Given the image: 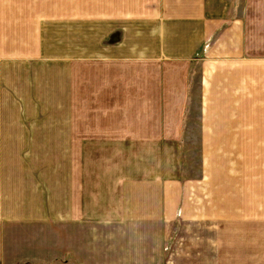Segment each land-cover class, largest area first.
<instances>
[{"label":"crops","instance_id":"crops-1","mask_svg":"<svg viewBox=\"0 0 264 264\" xmlns=\"http://www.w3.org/2000/svg\"><path fill=\"white\" fill-rule=\"evenodd\" d=\"M33 92L58 103L59 137L58 125L36 128L51 119ZM49 136L48 151L77 156L59 213L45 198L34 206L46 186L19 165L5 175L6 152L46 150ZM196 149L198 174L182 176L171 153ZM217 177L221 199H237L221 212ZM86 183L108 184L109 212L86 220ZM116 199L147 203L118 210ZM224 215L252 235L178 246L262 264L264 0H0V264H159L176 224Z\"/></svg>","mask_w":264,"mask_h":264},{"label":"rangeland","instance_id":"rangeland-1","mask_svg":"<svg viewBox=\"0 0 264 264\" xmlns=\"http://www.w3.org/2000/svg\"><path fill=\"white\" fill-rule=\"evenodd\" d=\"M54 48H59L58 45H55ZM6 74H10L9 71L6 72ZM12 79L15 81L16 79L14 76H12ZM31 99L34 101L33 103H36L38 108L41 110L48 109V114L46 117L48 119H51L41 125H36L37 129H47L49 131H52L55 129V125H58V133L56 135H60L59 130V124L60 120L57 119L56 114L59 112L58 103L49 105L47 103L43 104L39 102V98L36 95H39L37 92L31 93ZM41 96V95H40ZM11 94L9 97L10 103H13V100L11 98ZM9 106V107H8ZM52 106V109H49V107ZM9 108V109H8ZM13 104L6 105V110H12ZM36 110L41 111L37 108ZM53 112V115L51 113ZM53 117V118H52ZM41 138V137H39ZM44 141L43 145H39L37 143V146L40 148H44L46 150H36V151H29V152H6L5 153V175L7 176L9 173V166L13 165H19L18 169H22L25 171V174L21 175H30L31 177H34V180H36L37 185L42 184L46 186L43 190H38L35 192V194L32 193V198L34 202V206L37 207V202H41V200L47 201L46 205L47 208L52 206L53 210H56L57 213H59L61 209V202H67L66 200V187H67V175L64 174V171H66V166L68 165L66 161L71 162L72 160H76V152L68 151V152H62L61 150H55L56 148L60 147V144L57 143L54 146L53 151H48L51 149V140L52 137L49 136L47 138H41ZM181 148H183L180 145ZM193 148H197V146H193ZM171 157H173L174 162L179 163L180 171L182 176H184L186 173H190L191 175L198 174L199 171V163H198V152L197 149L193 151H178L176 153H171ZM92 159V158H91ZM70 167L71 164L69 163ZM125 165V164H124ZM125 168V167H124ZM70 169V168H69ZM118 169V168H116ZM71 170V169H70ZM128 168H125V171H127ZM65 176V177H64ZM47 179V180H45ZM88 179H92L91 177H88ZM214 182L213 184L218 188L216 189V195L217 199L211 200L210 203H213V208H217L216 211L221 212L224 209L223 208H232L233 202L236 203L237 199H234V201H228L227 199H221V193H220V177L213 178ZM49 182V183H48ZM99 185V186H98ZM41 186V185H40ZM97 187H99V190H96ZM39 188V187H38ZM86 194L84 199V207H85V217L86 220L92 218L93 215H99L103 214L104 212H109L110 204L113 203V199H107L106 194L104 195L103 192L107 191L108 184H94L92 183H86ZM45 190V191H44ZM94 190V193H93ZM96 192L100 194H96ZM45 193V194H44ZM102 193V194H101ZM118 192L116 195L111 196L110 198H115L118 196ZM212 195V194H211ZM65 196V197H64ZM24 197L28 198V193L24 194ZM71 199V198H70ZM71 202V201H70ZM117 203L118 210H139L141 203L142 206L147 203V201H130V200H118L116 199L114 201ZM181 208H186V213H190L193 208L195 207L194 202L191 200L188 201L186 204L185 201L183 203H180ZM231 206V207H230ZM177 213H179V209L181 211V208L176 206ZM190 211V212H189ZM230 217L224 215L216 217L214 222L212 224H197L190 226L194 228L195 230H188L186 231L180 230V225L176 224V227L173 231H171L169 234H167V237L163 241L162 246V263L159 264H208V262L204 263L205 261H209L211 264H222V260L220 258L213 259V261H210V258L203 257L202 255L195 254L197 250L201 249L203 250L202 246L203 244H189V246H183L179 247V240L180 239H189V238H199L197 240H204L206 239H212V240H219V239H229V238H238V236H248L252 235L253 231L246 235V232H242L243 229H241L240 234L237 233L235 224L231 225V227L228 226V219ZM233 219V217H231ZM235 219V218H234ZM180 223V222H179ZM179 225V227H178ZM209 225L212 229L211 231L204 230V227H209ZM215 226V227H214ZM241 227H248L245 224H242ZM206 228V229H207ZM235 228V229H233ZM207 231V232H206ZM264 231V229H262ZM263 235V234H262ZM243 238V237H239ZM264 240V238H262ZM206 241V240H205ZM173 252L180 253L179 256L173 257ZM192 253L190 256L189 253ZM177 259V262L175 260ZM199 261V262H196ZM262 264H264V259L262 260Z\"/></svg>","mask_w":264,"mask_h":264}]
</instances>
